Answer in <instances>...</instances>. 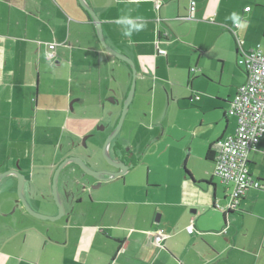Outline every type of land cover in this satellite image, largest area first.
Here are the masks:
<instances>
[{
	"label": "crops",
	"instance_id": "0c3cea01",
	"mask_svg": "<svg viewBox=\"0 0 264 264\" xmlns=\"http://www.w3.org/2000/svg\"><path fill=\"white\" fill-rule=\"evenodd\" d=\"M86 2L107 44L137 68L108 145L132 166L99 180L67 162L57 220L27 211L15 173L1 178L0 264H264V137L247 153L261 187L247 189L237 209L229 208L232 184L214 173L219 140L238 124L230 102L248 77L238 38L264 52V0ZM84 8L0 0V174L20 170L27 201L49 215L59 212L53 176L67 157L117 170L103 148L133 81Z\"/></svg>",
	"mask_w": 264,
	"mask_h": 264
},
{
	"label": "built area",
	"instance_id": "2783aa9c",
	"mask_svg": "<svg viewBox=\"0 0 264 264\" xmlns=\"http://www.w3.org/2000/svg\"><path fill=\"white\" fill-rule=\"evenodd\" d=\"M191 7L195 8L194 2ZM238 43L241 49L238 62L245 67L248 77L230 102L228 112L237 117L238 124L235 132L219 140L214 171L223 184L233 186L230 209H237L247 189L261 187V183L249 175L247 153L264 137V52L259 45L245 49L241 38H238ZM48 47L53 49L55 44L51 43ZM187 229L193 232L194 226L191 224ZM153 236L158 244L164 239L161 230H157Z\"/></svg>",
	"mask_w": 264,
	"mask_h": 264
},
{
	"label": "water",
	"instance_id": "95a60500",
	"mask_svg": "<svg viewBox=\"0 0 264 264\" xmlns=\"http://www.w3.org/2000/svg\"><path fill=\"white\" fill-rule=\"evenodd\" d=\"M80 3L85 7L84 9H87L93 19V22L96 26L97 29V33L100 38L101 44L103 45V47L110 52L111 54L127 61L131 68H132V72H133V81L131 84V88L129 90V93L127 95V97L125 98L124 102H123V108H122V113L120 115V119L118 121V124L114 130V132L108 136V138L105 141V146L103 148V154L105 159L107 160V162L109 163V165H111L112 167H115L117 170H113V169H107V170H95L94 168H91V165L86 163L84 161V159L80 156H70L67 157L55 170L54 176H53V195H54V200L56 201L58 207H59V212L56 215H49V214H45L42 212H38L36 211L34 208H32V206L29 204V202L27 201L25 195H24V186H25V176L20 172V170H9L6 171L4 173L0 174V179L3 177H6L12 173H15L17 178H18V196L20 201L23 203V205L25 206V208L27 209V211L32 214L33 216L37 217V218H41V219H50V220H57L59 218H61L64 214V206H62V202L59 199L58 196V188H57V181H58V177L59 174L63 168V166H65L67 164V162L72 161L75 162V164L77 163L81 169L99 179V180H111V179H115L116 177H119L121 175H124L125 173H127V171L130 169V166H132V162H127L126 160L122 159L120 156H115L112 157L110 154H108V145L110 143V141L113 140V138H115L117 136V134L119 133L120 129L123 126L125 117L128 113L129 110V105L133 99L134 93H135V84H136V76L137 74V68L136 65L134 64V60H132L129 56H126L118 51H116L114 48H112L109 44H107V42L105 41V38L103 36V29H102V23L100 18L98 17V15L96 14L95 10L86 2V0H79ZM68 175L69 176H76V169L73 168L71 170L68 171Z\"/></svg>",
	"mask_w": 264,
	"mask_h": 264
},
{
	"label": "clouds",
	"instance_id": "9594fccd",
	"mask_svg": "<svg viewBox=\"0 0 264 264\" xmlns=\"http://www.w3.org/2000/svg\"><path fill=\"white\" fill-rule=\"evenodd\" d=\"M232 19L235 20V21H237V23H239V18H238V16H237L236 13H233L232 14Z\"/></svg>",
	"mask_w": 264,
	"mask_h": 264
},
{
	"label": "trees",
	"instance_id": "16d2710c",
	"mask_svg": "<svg viewBox=\"0 0 264 264\" xmlns=\"http://www.w3.org/2000/svg\"><path fill=\"white\" fill-rule=\"evenodd\" d=\"M209 155H212V152L210 151V154Z\"/></svg>",
	"mask_w": 264,
	"mask_h": 264
}]
</instances>
